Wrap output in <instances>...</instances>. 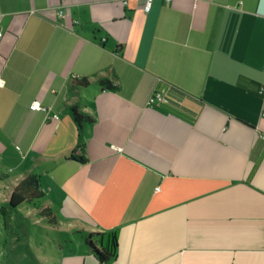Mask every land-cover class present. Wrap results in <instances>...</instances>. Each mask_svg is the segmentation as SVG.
<instances>
[{"label":"crops","instance_id":"1","mask_svg":"<svg viewBox=\"0 0 264 264\" xmlns=\"http://www.w3.org/2000/svg\"><path fill=\"white\" fill-rule=\"evenodd\" d=\"M144 3L0 0V178L39 179L59 264L104 232V264H264V0Z\"/></svg>","mask_w":264,"mask_h":264},{"label":"rangeland","instance_id":"2","mask_svg":"<svg viewBox=\"0 0 264 264\" xmlns=\"http://www.w3.org/2000/svg\"><path fill=\"white\" fill-rule=\"evenodd\" d=\"M4 165L0 167L3 176L9 174ZM17 179L0 178V264L61 263L73 249L69 239L76 236L60 232L40 214L41 199L17 209L6 207L5 215L1 212Z\"/></svg>","mask_w":264,"mask_h":264},{"label":"trees","instance_id":"3","mask_svg":"<svg viewBox=\"0 0 264 264\" xmlns=\"http://www.w3.org/2000/svg\"><path fill=\"white\" fill-rule=\"evenodd\" d=\"M80 83V82H78ZM80 84H87V80H83ZM102 85L110 88L116 89L113 86V83L105 79L101 82ZM263 92V90L261 91ZM72 115L75 122L78 125H81L83 122H95V119L86 115L78 110L77 107L72 108ZM74 160H79L81 162H85L86 159L82 156L77 157L75 153L70 156ZM43 197V192L39 184V179L35 175H30L24 179H22L17 186L14 188L7 204H5L1 212L6 214V207H10L13 209H17L23 203H34L40 200ZM40 214L45 217L49 223L57 224L58 216L50 207L40 206ZM108 236L107 241H104V238ZM85 239V244L89 248V250L99 259L101 264H104L115 257V251L117 247V237L115 234H107L104 233H87Z\"/></svg>","mask_w":264,"mask_h":264},{"label":"built area","instance_id":"4","mask_svg":"<svg viewBox=\"0 0 264 264\" xmlns=\"http://www.w3.org/2000/svg\"><path fill=\"white\" fill-rule=\"evenodd\" d=\"M153 1L154 0H145L144 10L146 12H149L152 9ZM60 13L63 14V11H61ZM0 36H2L1 32H0ZM164 101H165V91L163 89H155L149 98V105L151 106L160 105L164 103ZM30 108L33 111H43V112L49 111V108L44 106L40 100H35L31 104ZM54 118L59 119V116L55 115Z\"/></svg>","mask_w":264,"mask_h":264}]
</instances>
